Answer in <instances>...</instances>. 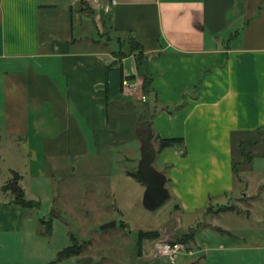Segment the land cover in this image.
Returning a JSON list of instances; mask_svg holds the SVG:
<instances>
[{"label":"crops","instance_id":"1","mask_svg":"<svg viewBox=\"0 0 264 264\" xmlns=\"http://www.w3.org/2000/svg\"><path fill=\"white\" fill-rule=\"evenodd\" d=\"M115 2L0 0V240H27L44 225L6 191L15 173L26 198V174L42 187L64 170L86 174L145 111H157V135L184 139L158 160L186 214L243 194L252 208L216 219L248 218L264 202V0ZM132 38L143 54H131ZM244 142L254 158L241 188L235 147ZM40 192L28 200L42 202Z\"/></svg>","mask_w":264,"mask_h":264},{"label":"rangeland","instance_id":"2","mask_svg":"<svg viewBox=\"0 0 264 264\" xmlns=\"http://www.w3.org/2000/svg\"><path fill=\"white\" fill-rule=\"evenodd\" d=\"M112 37V43L108 42L116 49L118 41L115 35ZM149 118L150 114L145 111L141 123L124 122L116 138L119 146L109 156L93 159L87 170L81 169L86 174L79 172L73 176L74 173L64 170L55 184L45 187L26 174L27 199H32V193L41 194V190L47 189L41 208L26 210L29 218L35 220V224L39 220L48 223L42 225L39 233L32 229L27 240L21 237L11 242L0 240V264H264L263 201L257 203L248 218L236 219L231 215L221 220L216 219L220 205L235 206L234 212H245L256 200L240 201L243 194L235 199L231 196L214 198L205 205L207 209L186 214L172 194L171 199L155 212L144 207L146 186L129 172L138 170L141 139L150 133ZM242 151L244 155L248 154L252 151L251 145L235 147V159L240 169L237 186L241 184L244 188L243 172L249 160ZM24 162L21 161V165ZM155 167L166 173L159 160ZM5 177L3 170L0 180ZM9 184L11 190L18 186ZM167 188L172 189L171 183H167ZM209 206L212 209H208ZM51 220L52 224L49 223ZM112 222H117V226L102 230L104 225ZM153 231H159L161 236L145 240L140 247L141 232ZM184 235L191 237L187 244L180 241ZM72 237L82 246V253L61 261V253L73 246ZM166 241L178 242L185 247L175 262L160 253L161 244Z\"/></svg>","mask_w":264,"mask_h":264},{"label":"trees","instance_id":"3","mask_svg":"<svg viewBox=\"0 0 264 264\" xmlns=\"http://www.w3.org/2000/svg\"><path fill=\"white\" fill-rule=\"evenodd\" d=\"M130 44H131V47H132V51H131V54H134L136 52H140V54H143L144 53V50H143V46L140 45L139 42H137L135 39H131L130 40ZM123 53V52H122ZM127 56V53L124 52L122 54L121 57H126ZM138 61H140V59H138ZM140 63V62H139ZM113 66H110V68H112ZM125 77V76H124ZM131 78V77H130ZM124 80V79H123ZM182 105L180 106H177V108H180ZM165 109H169V107H166ZM171 113H174V110H169ZM157 114V111H154L152 114L150 113V118H149V121H148V127L149 129H152L150 127V125L153 124V119L155 117V115ZM154 132V140H153V144H154V147L156 148L157 150V153H158V158L161 154V152L167 148H171V147H174L175 145L177 144H180V143H183L184 142V139L183 138H162L160 137L159 135H157ZM1 133H0V143H1ZM154 142H157V143H154ZM246 153V152H245ZM243 154V153H242ZM244 155V154H243ZM244 156H246L245 158H247L249 161H252L254 156L253 154H251V152H249L248 154H245ZM158 158H157V161H158ZM156 161V162H157ZM155 162V163H156ZM240 169H239V165L237 162H235V166H234V172H235V176L237 177L238 173H239ZM166 174V173H165ZM129 175L131 177H134L135 179L138 180L137 178V175H136V172H129ZM139 181V180H138ZM11 182L12 184L15 185H18L17 187L13 186L14 188H12V192H14L16 195H17V198L15 200V204L20 206L21 208L25 209V210H34V209H40L41 208V202L39 201H35V200H28L26 197H25V194H24V191L22 190V188L19 186V176L17 173H15L13 175V178H11V180L9 181ZM8 182V185L5 186V189L6 191L8 190H11L10 188V184ZM168 183L170 184V180L168 179ZM172 195V194H171ZM213 198H210L209 202L212 201ZM210 207V206H209ZM208 209H212V207H210ZM219 209L216 211L218 214L220 213H223V212H227V211H235L237 210V208L235 206H228V205H220V207H218ZM207 209V208H206ZM52 221L49 222L52 224ZM41 222L45 225L47 224L48 222H46V220H41ZM50 224V226H51ZM49 230H51L49 228ZM161 236L160 232L158 231H153V232H141L140 234V247L143 246V242L147 239H157ZM190 236L189 235H184L182 238H181V242L184 243V244H187L190 240ZM195 238V236L193 237ZM78 240L74 237H72V244L73 246H70L67 248V250L64 252V253H61L60 255V260L62 261L63 259H67V258H73V257H77L79 256L81 253H82V246L78 245ZM175 243H178V242H175ZM141 250V248H140Z\"/></svg>","mask_w":264,"mask_h":264},{"label":"water","instance_id":"4","mask_svg":"<svg viewBox=\"0 0 264 264\" xmlns=\"http://www.w3.org/2000/svg\"><path fill=\"white\" fill-rule=\"evenodd\" d=\"M154 132L150 129V133L141 139V160L136 172L138 180L146 186L143 204L144 207L155 212L167 203L172 195L167 188L168 177L155 167L158 153L153 144ZM117 222L106 224L102 227L103 231L116 227Z\"/></svg>","mask_w":264,"mask_h":264},{"label":"built area","instance_id":"5","mask_svg":"<svg viewBox=\"0 0 264 264\" xmlns=\"http://www.w3.org/2000/svg\"><path fill=\"white\" fill-rule=\"evenodd\" d=\"M114 4L116 3L115 0H113ZM123 86L126 88V90H129L132 93L137 92L140 89V85L133 83L130 80V75L125 74V78L123 80ZM142 101L147 102L148 97L146 95H142ZM161 250L160 253L165 256L166 258H170L172 262H175L177 260V257L180 252L185 250V247L183 244L175 243L171 241H166L161 244Z\"/></svg>","mask_w":264,"mask_h":264}]
</instances>
